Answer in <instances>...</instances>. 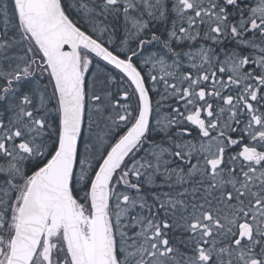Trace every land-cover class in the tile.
<instances>
[{
  "label": "snow or ice",
  "instance_id": "1",
  "mask_svg": "<svg viewBox=\"0 0 264 264\" xmlns=\"http://www.w3.org/2000/svg\"><path fill=\"white\" fill-rule=\"evenodd\" d=\"M0 264H264V0H0Z\"/></svg>",
  "mask_w": 264,
  "mask_h": 264
}]
</instances>
